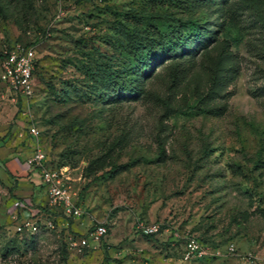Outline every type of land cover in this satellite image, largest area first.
I'll return each mask as SVG.
<instances>
[{"label": "rangeland", "instance_id": "obj_1", "mask_svg": "<svg viewBox=\"0 0 264 264\" xmlns=\"http://www.w3.org/2000/svg\"><path fill=\"white\" fill-rule=\"evenodd\" d=\"M192 25L208 34L168 52ZM13 43L34 85L0 81V146H40L84 213L0 166V264H264V0H0V54ZM188 237L224 255L184 262Z\"/></svg>", "mask_w": 264, "mask_h": 264}, {"label": "built area", "instance_id": "obj_2", "mask_svg": "<svg viewBox=\"0 0 264 264\" xmlns=\"http://www.w3.org/2000/svg\"><path fill=\"white\" fill-rule=\"evenodd\" d=\"M34 50L30 47H23L18 43L11 44L0 56V81L8 89L13 91L16 96L28 99L33 92L34 79ZM31 135L36 136L37 130L34 127L29 129ZM29 168L36 171L39 175V183L44 187L47 193V204L49 207L60 208L66 216L80 217L84 210L73 201L72 194L69 191L65 176L61 170L52 167L45 152L36 145L31 156L26 159ZM47 226L53 227L50 221ZM15 232L24 230L30 232L38 231L36 221L24 219L15 224ZM157 226L151 224L144 227L145 233H154ZM107 234V228L104 223L93 226L86 237L69 239V247L80 249L86 246L98 245L99 240ZM234 251L233 246H227L225 254L229 255ZM224 255L220 251H209L195 237H188L185 241L182 260L190 262L203 258H213Z\"/></svg>", "mask_w": 264, "mask_h": 264}, {"label": "crops", "instance_id": "obj_3", "mask_svg": "<svg viewBox=\"0 0 264 264\" xmlns=\"http://www.w3.org/2000/svg\"><path fill=\"white\" fill-rule=\"evenodd\" d=\"M7 145L4 147L0 146V166L4 170V166L7 168L9 172H11L13 175L16 176H22L25 175L28 177L30 181L38 179L39 181V175L36 171H33L29 168V166L26 163V160L24 163H22V159H20L22 154H19L18 156L15 155V152L12 150H7ZM34 150V149H33ZM33 150L30 152V154L26 157V159L31 156ZM4 164V165H3ZM17 171L20 173L17 174ZM21 181H19L20 183ZM36 189V188H35Z\"/></svg>", "mask_w": 264, "mask_h": 264}, {"label": "trees", "instance_id": "obj_4", "mask_svg": "<svg viewBox=\"0 0 264 264\" xmlns=\"http://www.w3.org/2000/svg\"><path fill=\"white\" fill-rule=\"evenodd\" d=\"M208 31H209L208 29L200 30L195 25H192L191 28H190V30H189V32H188V34H187V36H186V38H188L187 40H184L183 37H176V36H172L171 37V36H167V38H166L165 41H166V44H167V47H168L167 48L168 49V52L175 54L177 52L182 51L183 49H185V48H187V47H189L191 45L192 38H194V37L195 38H200L203 35H207L208 34ZM0 56H1V54H0ZM134 89H136V88H132V91ZM4 170H5V172L7 173L8 176H10V177L13 178V175H11V173L7 170V168L5 166H4ZM22 179H24V178L14 177V180L15 181H20ZM15 233H22V232H15ZM197 240L200 241L199 239H197Z\"/></svg>", "mask_w": 264, "mask_h": 264}]
</instances>
